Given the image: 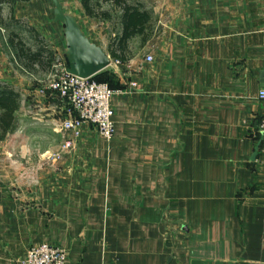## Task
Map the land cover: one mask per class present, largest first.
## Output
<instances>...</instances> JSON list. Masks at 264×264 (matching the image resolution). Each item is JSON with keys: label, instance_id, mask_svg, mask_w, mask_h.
I'll return each mask as SVG.
<instances>
[{"label": "crops", "instance_id": "0c3cea01", "mask_svg": "<svg viewBox=\"0 0 264 264\" xmlns=\"http://www.w3.org/2000/svg\"><path fill=\"white\" fill-rule=\"evenodd\" d=\"M31 1L1 7L44 24L66 53L54 1ZM59 1L93 24L80 0ZM136 1L152 34L129 39L124 60L82 29L122 90L109 139L85 124L62 152L61 102L17 56L20 72L0 62V86L19 95L0 139V264L42 242L64 247L67 264H264V0Z\"/></svg>", "mask_w": 264, "mask_h": 264}, {"label": "built area", "instance_id": "2783aa9c", "mask_svg": "<svg viewBox=\"0 0 264 264\" xmlns=\"http://www.w3.org/2000/svg\"><path fill=\"white\" fill-rule=\"evenodd\" d=\"M147 60H153L152 55ZM40 83L38 91L58 99L67 105L68 114L62 120L59 131L64 136L61 151L69 152L75 148V140L82 134L85 124L96 127L99 135L109 139L114 134L112 120V97L121 89L112 88L108 83L97 81L93 76L83 77L67 70V66L60 60H55L53 70L45 78H36ZM132 82V86H136ZM258 98L264 101V87L258 90ZM61 103V104H62ZM63 108L65 105H63ZM65 111V109H64ZM262 132V154L264 160V115L260 122ZM58 159V153L52 154ZM21 264H67V250L48 242H42L29 248L25 256L20 259Z\"/></svg>", "mask_w": 264, "mask_h": 264}, {"label": "trees", "instance_id": "16d2710c", "mask_svg": "<svg viewBox=\"0 0 264 264\" xmlns=\"http://www.w3.org/2000/svg\"><path fill=\"white\" fill-rule=\"evenodd\" d=\"M29 0H0L1 5L9 4L11 10L18 2ZM103 3L112 5V12L103 9ZM82 6L86 15L94 18L111 19L112 15L118 11V20L120 22V35L114 37L110 41L109 52L115 59H125L121 53L125 44L134 36L141 35L145 41L152 34L153 12L143 3L136 0H82ZM113 13V14H112ZM32 32L35 29H31ZM10 45L16 50V55L19 59H23V63L30 69L47 64V71L53 70L54 59L51 51H46L45 47L38 50H32L21 36L17 33H11L9 36ZM47 59V60H46ZM46 60V62H45ZM44 67V66H43ZM94 79L108 83L112 88L115 87L113 74L109 70L98 72L94 75ZM19 108V95L11 86H0V139L5 137L11 129L15 119V112Z\"/></svg>", "mask_w": 264, "mask_h": 264}, {"label": "rangeland", "instance_id": "374dc122", "mask_svg": "<svg viewBox=\"0 0 264 264\" xmlns=\"http://www.w3.org/2000/svg\"><path fill=\"white\" fill-rule=\"evenodd\" d=\"M81 4H82V0ZM32 4H35V0L31 1ZM30 2V5H32ZM36 7V5L34 6V8ZM3 8L2 13L4 14V16L2 17V13L0 14V62L3 61L5 63H9L11 66V69H13L14 72H20L22 71L21 68H19V65L16 63L15 61V56H17L16 54V50L12 48V46L9 43V36L11 35V33H17L21 36V38L25 41V43L32 48V50H36L37 48H42L43 46L45 47L46 51H51L52 53V58L55 60H60L62 64H65V58L63 56L66 57V53H64V48L63 51L58 49H55L53 46V43L51 41V36H49L48 33H46L44 31V24L42 23H37L33 25L35 26V33L34 31L32 32V21L24 18V17H17L13 11V14H11V17H9L8 14V8H6V6L1 7ZM103 9L104 10H109L112 12V5L110 3H103ZM21 10V9H20ZM116 14L112 13V18L111 19H103V18H94V17H90L89 16V20H91V22L93 24H87V26L84 28L80 27L81 30L84 29V31H88V33L90 31H99L102 32V35H99V39H97V41L101 42L102 40L108 39L110 37V40H112L114 37H118V35H120V22L118 20L117 15L119 14L118 11H115ZM72 15V13H71ZM88 16V15H87ZM51 22L53 24H55V27L58 26V28L56 27V30L58 31L57 34H60V36H64L62 37L60 40H63V45L64 47L68 46L67 41H66V27L63 25L62 22L60 21H54L51 20ZM79 26L82 25V23L78 22ZM54 27V28H55ZM87 28V30H86ZM83 31V30H82ZM57 36V35H56ZM88 41L92 43V38L87 37ZM96 41V40H95ZM41 44H39V43ZM67 44V45H66ZM63 47V46H62ZM67 51V49H66ZM15 55V56H14ZM47 60V59H46ZM45 60V62H46ZM7 61V62H6ZM20 61V59H19ZM20 63L23 65V59H21ZM25 65V64H24ZM44 66V67H43ZM43 66H36L34 70V74H36L37 78H45L49 72L47 71V64L45 63V65ZM66 66V64H65ZM68 66V65H67ZM25 67H27L25 65ZM28 68V67H27ZM20 69V70H19ZM30 69V68H28ZM46 71L45 74H43V72ZM1 82V81H0ZM34 83H36L37 81H33ZM32 82V83H33ZM62 103V102H61ZM63 104V103H62ZM64 106V114L65 117H67L68 114V110H67V105L63 104ZM63 107V106H62ZM64 117V118H65ZM63 118V119H64Z\"/></svg>", "mask_w": 264, "mask_h": 264}, {"label": "water", "instance_id": "95a60500", "mask_svg": "<svg viewBox=\"0 0 264 264\" xmlns=\"http://www.w3.org/2000/svg\"><path fill=\"white\" fill-rule=\"evenodd\" d=\"M56 7V20L66 27L67 70L71 73L87 77L93 76L110 65V58L101 47L88 41L77 20L65 14L59 0H53Z\"/></svg>", "mask_w": 264, "mask_h": 264}]
</instances>
